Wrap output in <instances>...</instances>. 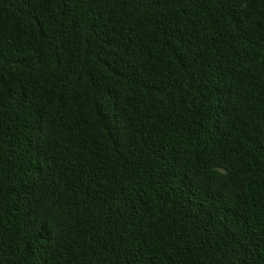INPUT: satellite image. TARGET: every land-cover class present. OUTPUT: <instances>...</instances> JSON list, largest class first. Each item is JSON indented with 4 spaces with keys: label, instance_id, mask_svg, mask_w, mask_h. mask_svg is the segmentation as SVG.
Masks as SVG:
<instances>
[{
    "label": "trees",
    "instance_id": "16d2710c",
    "mask_svg": "<svg viewBox=\"0 0 264 264\" xmlns=\"http://www.w3.org/2000/svg\"><path fill=\"white\" fill-rule=\"evenodd\" d=\"M0 264H264V0H0Z\"/></svg>",
    "mask_w": 264,
    "mask_h": 264
}]
</instances>
